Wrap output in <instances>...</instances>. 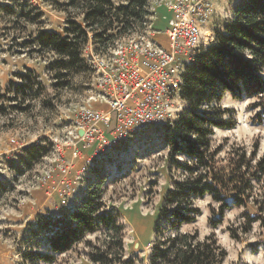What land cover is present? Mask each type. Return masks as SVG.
Returning a JSON list of instances; mask_svg holds the SVG:
<instances>
[{
    "label": "rangeland",
    "instance_id": "obj_1",
    "mask_svg": "<svg viewBox=\"0 0 264 264\" xmlns=\"http://www.w3.org/2000/svg\"><path fill=\"white\" fill-rule=\"evenodd\" d=\"M244 1L212 3L203 30L204 47L214 42L215 32L224 28ZM112 2L115 6L125 5L124 0ZM69 17L81 23L79 12L68 7L67 0H0V264H90L84 243L66 255L54 256L50 263L37 260L35 254L44 255L47 248L42 243L27 242L25 228L39 213L57 214L74 208L98 183L97 177L106 179L103 202L121 216L125 258L147 264L154 227L171 188L165 127L127 135L110 152L78 143L74 134L78 112L83 107L108 109L104 103L87 102L94 90L88 58L102 49L91 41L90 35L82 49L84 65L62 78L63 74L53 67L57 58L31 44L40 31L64 36ZM116 33L117 30L108 35ZM157 40L168 46L166 39ZM17 75L27 77L24 91L18 89L21 82ZM174 98L170 123L186 110L179 91ZM253 103L225 96L220 103L227 111L224 119L233 121L235 126L215 130V146L227 140L225 148L235 145L251 151L258 146V156L264 154V124L254 122L258 110L251 107ZM35 146L40 148L37 153L46 154L31 163L24 150ZM75 150L79 158H73ZM61 167L67 169L66 174ZM195 206L200 214L193 224L183 226L182 232L197 231L201 239L214 235L227 253L224 264H264V197L258 198V206L227 209L222 224L215 229L209 223L218 219L219 206L209 197L197 200ZM247 219L256 220L248 224ZM86 239L93 241L94 236Z\"/></svg>",
    "mask_w": 264,
    "mask_h": 264
},
{
    "label": "trees",
    "instance_id": "obj_2",
    "mask_svg": "<svg viewBox=\"0 0 264 264\" xmlns=\"http://www.w3.org/2000/svg\"><path fill=\"white\" fill-rule=\"evenodd\" d=\"M148 1L124 0L125 5L115 6L112 0H67V6L79 12L81 23L69 17L64 36L40 31L31 44L55 56L54 70L65 78L84 65L81 54L90 35L91 41L105 50L115 40L141 28ZM115 30L116 35H108ZM263 75L264 0H245L224 28L215 32L214 42L193 52L182 75L179 99L186 110L164 126L171 188L154 227L147 264H224L227 253L214 235L201 239L197 231L181 229L198 218L197 200L209 197L219 206L218 219L209 223L215 229L222 224L227 209L258 206V198L264 197V154L258 156V146L248 151L235 145L225 148L227 140L215 146L212 140L215 130L235 126L224 119L227 111L220 103L225 96L233 101L253 100L251 107L258 110L254 122L264 124ZM17 78L21 82L18 89L24 91L26 75ZM39 149L24 150L31 163L46 154L37 153ZM97 180L74 208L57 214L45 211L26 224V241L47 248L46 254L36 253L34 258L50 263L54 256L66 255L84 243L90 264H138L125 258L121 216L103 202L106 179ZM255 220L247 219L248 224ZM89 236L94 240H87Z\"/></svg>",
    "mask_w": 264,
    "mask_h": 264
},
{
    "label": "built area",
    "instance_id": "obj_3",
    "mask_svg": "<svg viewBox=\"0 0 264 264\" xmlns=\"http://www.w3.org/2000/svg\"><path fill=\"white\" fill-rule=\"evenodd\" d=\"M214 1L149 0L141 28L90 54L87 64L93 71L94 90L87 102L104 103L108 109L83 107L78 112L74 134L79 144L110 152L127 135L170 124L183 68L193 52L204 47L203 30ZM160 8L171 17L159 32L153 21ZM159 33L165 35L167 47L154 39ZM72 156L79 158L76 150ZM61 172L66 174L67 169L61 167Z\"/></svg>",
    "mask_w": 264,
    "mask_h": 264
},
{
    "label": "crops",
    "instance_id": "obj_4",
    "mask_svg": "<svg viewBox=\"0 0 264 264\" xmlns=\"http://www.w3.org/2000/svg\"><path fill=\"white\" fill-rule=\"evenodd\" d=\"M170 17H171V14L168 11L160 8L158 10V13H157V18L155 19V21H153V27L155 28V30H157L159 32L162 31L166 26L165 25L166 20ZM157 37H161V39H163V41H165V39H166L165 35H163V33H159V34H156L154 36V39L163 45L164 43L162 42V40H157ZM98 110L102 111V112L104 111L100 108Z\"/></svg>",
    "mask_w": 264,
    "mask_h": 264
},
{
    "label": "water",
    "instance_id": "obj_5",
    "mask_svg": "<svg viewBox=\"0 0 264 264\" xmlns=\"http://www.w3.org/2000/svg\"><path fill=\"white\" fill-rule=\"evenodd\" d=\"M79 135H81V132H79Z\"/></svg>",
    "mask_w": 264,
    "mask_h": 264
}]
</instances>
